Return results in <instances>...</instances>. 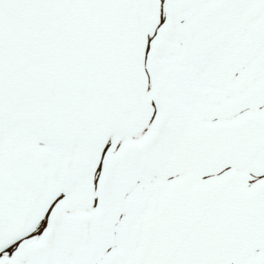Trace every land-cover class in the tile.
<instances>
[{
  "label": "snow or ice",
  "instance_id": "6c2138e0",
  "mask_svg": "<svg viewBox=\"0 0 264 264\" xmlns=\"http://www.w3.org/2000/svg\"><path fill=\"white\" fill-rule=\"evenodd\" d=\"M0 264H264V0H0Z\"/></svg>",
  "mask_w": 264,
  "mask_h": 264
}]
</instances>
